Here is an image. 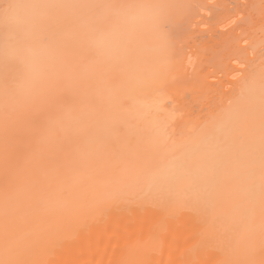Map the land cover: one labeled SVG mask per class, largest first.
<instances>
[{
    "label": "bare ground",
    "instance_id": "bare-ground-1",
    "mask_svg": "<svg viewBox=\"0 0 264 264\" xmlns=\"http://www.w3.org/2000/svg\"><path fill=\"white\" fill-rule=\"evenodd\" d=\"M38 2L0 0V114L37 83L71 95L86 80L95 93L93 110L115 125L113 150L91 178H79L71 188L65 174L50 171L53 165L28 153L15 160L20 182L36 173L42 188L22 198L11 259L16 264H264V0H86L111 4L106 12L84 13L98 29L92 39L111 34L100 53L89 55L61 47L56 35L46 44L30 35ZM115 39L121 49L114 53ZM93 60L96 67L89 68ZM229 113L241 117L235 127L226 123ZM206 134L223 141L217 148L222 174L205 176L194 167L186 182L190 201L218 187L214 212L205 217L191 204H158L135 195L149 185L167 187L173 152L202 160ZM147 145L152 157L146 164L127 163L143 161ZM114 187L133 195L105 202L107 211L96 212L94 205ZM50 191L58 203L45 207ZM2 243L0 236V259Z\"/></svg>",
    "mask_w": 264,
    "mask_h": 264
},
{
    "label": "snow or ice",
    "instance_id": "snow-or-ice-1",
    "mask_svg": "<svg viewBox=\"0 0 264 264\" xmlns=\"http://www.w3.org/2000/svg\"><path fill=\"white\" fill-rule=\"evenodd\" d=\"M39 9L37 22L30 27V35L41 44H46L53 35L61 37L58 41L63 48L74 46L79 54H98L105 47V39L111 34H104L99 39H92L97 32L95 22L84 18V13L94 8L106 12L110 3L86 2V0H40L34 5ZM11 7V5L9 6ZM102 19V17L97 18ZM121 44L118 39L112 41L110 51L119 52ZM97 61L88 65L95 68ZM95 93L93 85L86 80L78 85L71 95L63 94L53 88L35 84L28 96L13 106H5L0 114V236L3 238L0 264H16L11 259L14 249V225L23 209V200L29 192L40 189V181L33 173L26 183L19 180V170L15 160L25 153L33 159L45 161L54 167L50 171L63 173L68 188L79 178H91L112 150L111 139L115 125L103 113H96L92 108ZM261 187L264 189V84L261 86ZM241 117L229 113L226 123L235 127ZM250 119L246 112L245 117ZM220 137L213 134L204 136L205 154L202 160H211L210 168H205L202 160L185 159L171 154L172 173L166 188L149 185L148 191L135 193L158 204L180 202L191 204L202 216L215 211L221 193L217 186L204 191L194 201L188 199L191 184L186 182L195 167L205 176L219 177L223 171V161L218 158L217 148L222 143ZM183 147V145H180ZM140 148V145H137ZM143 161H127L135 166L146 164L152 157L150 145L143 148ZM43 174H47L45 171ZM63 190V189H61ZM50 198L44 201L45 207L58 203L56 192L50 191ZM133 195L124 188L114 187L108 190L102 201L94 205L95 211L103 214L107 211L104 203L122 200ZM29 212L38 209L29 208ZM208 243L206 237L202 246ZM223 243V241H218Z\"/></svg>",
    "mask_w": 264,
    "mask_h": 264
}]
</instances>
